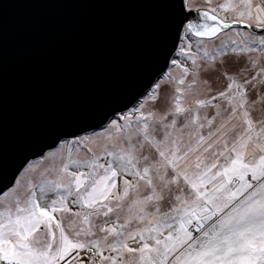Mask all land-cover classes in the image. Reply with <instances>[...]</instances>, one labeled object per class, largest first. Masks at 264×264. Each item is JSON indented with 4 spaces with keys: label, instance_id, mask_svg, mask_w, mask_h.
<instances>
[{
    "label": "snow or ice",
    "instance_id": "snow-or-ice-1",
    "mask_svg": "<svg viewBox=\"0 0 264 264\" xmlns=\"http://www.w3.org/2000/svg\"><path fill=\"white\" fill-rule=\"evenodd\" d=\"M219 8L225 16L213 8L196 24L179 0L180 27L212 38L245 24L260 34L203 50L207 67L182 49L193 67L172 59L182 68L172 93L157 82L152 109L116 113L100 151L66 141L88 158L69 148L57 164L53 152L41 159L56 179L29 180L8 202L0 192V264H264V0ZM229 52L259 57L216 63ZM217 75L227 87L212 94ZM46 190L57 198L43 201Z\"/></svg>",
    "mask_w": 264,
    "mask_h": 264
},
{
    "label": "water",
    "instance_id": "water-1",
    "mask_svg": "<svg viewBox=\"0 0 264 264\" xmlns=\"http://www.w3.org/2000/svg\"><path fill=\"white\" fill-rule=\"evenodd\" d=\"M181 19L179 0H0V192L62 141L135 108L175 59ZM235 29L261 32L191 34Z\"/></svg>",
    "mask_w": 264,
    "mask_h": 264
},
{
    "label": "rangeland",
    "instance_id": "rangeland-1",
    "mask_svg": "<svg viewBox=\"0 0 264 264\" xmlns=\"http://www.w3.org/2000/svg\"><path fill=\"white\" fill-rule=\"evenodd\" d=\"M225 2H226V0H210V2H209V0H185L187 7L191 9V12L211 11V9L215 8L217 10V14L220 15L221 17L225 16L226 14L223 12V10H221L219 8V5H221ZM227 15H228L229 19H231L233 14L227 13ZM243 25H245V24H243ZM237 32H241L245 36H249V33H251L252 35L249 36V39L255 38L259 35V34L251 32V31H248V30L235 29V30H232L230 32L224 33V34L220 35L219 37H217L213 40H202V39L199 40V39L195 38L190 32H188L187 29L185 28L181 34V40H180V43L178 45V52H177L175 59L180 61V63L182 65L187 64L189 66V68H192L193 66L191 65V62L187 60L186 56L184 55V51H182V49L187 50L188 46L190 45L191 51L189 52V54L196 53L198 56L197 64L202 66V67H207L208 61L199 58V57L203 56V50L206 49L210 55L214 54L215 51L220 49L223 45L230 44L231 39L239 40V37H237V35H236ZM248 56L259 57V53L253 52V53H245V54H239V53L233 54V53L229 52L227 57H218L216 63L218 64L220 59L226 58V59L231 60V59L235 58L237 60H240L241 66H242L244 60ZM260 59H261V62L264 63V57H260ZM235 67H238V66H233V68H235ZM181 71H182V68L174 66L171 64L167 73L159 80L161 90L166 91L169 94H171L172 93V87H171L169 78H171L172 80L178 79L181 75ZM203 78H207V77L204 76ZM210 82H212V81H210ZM227 83H228L227 80H225V79H223V77H219L217 75L214 78V82H212V87H213V93L212 94H215L218 91L224 90L227 87ZM155 85L151 88V90H149L147 95L136 106V107H139L141 104H143L142 110L144 112H148L150 109L153 108V103L151 100L148 99V96L154 90ZM196 98L197 97H195V96L188 95L187 100H186L187 105L191 106L192 104H194ZM133 109L134 108H132L131 110H133ZM131 110H129V111H131ZM105 129H107V131H105ZM111 131H113V129L110 127V124H109L103 130L86 133V134H83L77 138L66 139V140L62 141L56 149L47 152L43 157L50 156L53 152H55L57 164H59L60 158L62 156L66 155L67 150L69 148H73V158H76L77 156L81 159L88 158V154L83 149H79V151L77 152L75 150L76 145L68 144V143H66V141L87 139L89 141L88 146L91 147L94 152H98L103 148V146L106 142L104 138L107 137ZM208 162L210 163L211 161H208ZM51 167H52V165H51L50 159L39 158L38 160L31 161L30 164L27 165V167L19 175V177L15 183V188L12 187L7 192V195L4 197V201L8 202V201L14 199V195L16 192H23L25 187H26V182L29 180L34 185H37V184H39L41 179L44 178L45 174L47 175L48 179H56L57 175L55 172L45 173V170L48 168H51ZM37 194H38V196L43 195V201L55 199L58 196V193L52 192V191H47V190H46L45 194H41L39 192ZM0 207H2V205H0ZM74 211H75V209H74Z\"/></svg>",
    "mask_w": 264,
    "mask_h": 264
},
{
    "label": "trees",
    "instance_id": "trees-1",
    "mask_svg": "<svg viewBox=\"0 0 264 264\" xmlns=\"http://www.w3.org/2000/svg\"><path fill=\"white\" fill-rule=\"evenodd\" d=\"M210 161V160H209Z\"/></svg>",
    "mask_w": 264,
    "mask_h": 264
}]
</instances>
